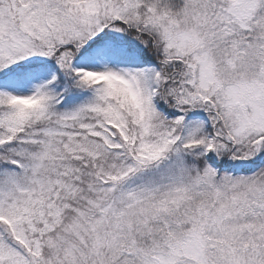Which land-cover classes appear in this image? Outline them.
<instances>
[{"label": "snow or ice", "instance_id": "6c2138e0", "mask_svg": "<svg viewBox=\"0 0 264 264\" xmlns=\"http://www.w3.org/2000/svg\"><path fill=\"white\" fill-rule=\"evenodd\" d=\"M0 264H264V0H0Z\"/></svg>", "mask_w": 264, "mask_h": 264}]
</instances>
